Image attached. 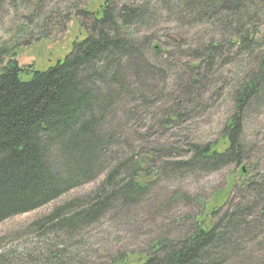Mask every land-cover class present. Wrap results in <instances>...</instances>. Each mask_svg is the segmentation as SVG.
Masks as SVG:
<instances>
[{
	"label": "trees",
	"instance_id": "1",
	"mask_svg": "<svg viewBox=\"0 0 264 264\" xmlns=\"http://www.w3.org/2000/svg\"><path fill=\"white\" fill-rule=\"evenodd\" d=\"M28 1L10 0L13 6ZM95 1L93 9L91 3L80 10L92 17L89 31L80 30L64 60L48 69L22 67L13 52L0 51V58L13 53L0 69V224L103 177L88 197L66 202L43 220L52 224L50 233H72L117 207L140 204L163 175L211 174L230 167L237 171L227 190L215 194L212 205L196 198L200 212L186 230L176 237L164 234L145 254H127L114 264H243L247 246L264 239V147L253 155L258 145L245 137L247 117L264 106V50L255 39L264 23V0ZM4 3L0 0V15ZM157 10L163 18L199 26L204 35L190 45L188 32L177 29L163 33L166 48L153 45L162 37L142 36L135 29L156 20ZM147 47L155 57L163 55V65L176 55L191 53L192 59L162 71L145 59ZM252 59L255 67L231 82L234 112L214 141L189 143L181 152L159 146L142 150L157 135L153 127L135 140L117 121L124 101L139 100L142 107L158 102L153 82L163 79V91L175 86L160 124L169 128L186 122L191 112L206 106L207 87L217 71ZM132 110L126 115L136 114L143 122V111ZM173 199L191 198L176 191Z\"/></svg>",
	"mask_w": 264,
	"mask_h": 264
},
{
	"label": "rangeland",
	"instance_id": "2",
	"mask_svg": "<svg viewBox=\"0 0 264 264\" xmlns=\"http://www.w3.org/2000/svg\"><path fill=\"white\" fill-rule=\"evenodd\" d=\"M120 5H136L144 0H114ZM157 0H153L156 2ZM95 0H29L13 6L5 0L4 12L0 15V51L7 49L15 54L20 66H33L41 71L57 62L63 61L71 51L73 42L78 38L80 30L91 27L92 17L80 10L95 4ZM91 7V6H90ZM156 12V20L143 24L135 29L140 35L153 33L156 39L153 45H163V33H176L177 29L187 31L188 43L196 44L204 35L199 26L183 25L177 18H168ZM260 32L255 36L259 48L264 50V23L260 24ZM182 27V28H181ZM81 28V29H80ZM201 31V32H200ZM166 48V47H165ZM145 59L163 71L168 66L180 67L182 63L191 61V53L183 58L176 55V60L163 65V55L154 56L150 47L143 49ZM0 58V69L8 62L12 54ZM181 59V60H180ZM255 67L254 59L244 61L243 66L229 65L217 71L207 96L206 106L197 108L189 114L186 122L172 123L165 128L160 122L168 115L172 106L171 93L163 91V79L153 82L154 98L158 101L142 107L139 100H128L118 108L117 121L124 132L144 133L148 128L157 132L156 137L149 139L142 150L152 147H172L181 152L189 143H208L219 137L228 118L234 112V101L228 93L233 80L239 75ZM176 70L169 73L171 81L176 79ZM234 83V82H232ZM228 84V86H227ZM224 90L218 92V89ZM148 98V97H147ZM161 101V102H160ZM143 111V122L139 123L136 114L126 115L133 107ZM144 108V109H143ZM254 111V110H253ZM246 119L245 137L253 144L254 150L264 147V106ZM165 116V117H164ZM125 133V134H128ZM153 141L154 143H150ZM187 144V145H185ZM177 151H173L176 157ZM261 153V151H260ZM237 171V170H236ZM235 170L226 168L211 174H189L185 176L163 175L152 191L140 204L130 208L117 207L100 222L78 228L72 233L58 231L50 233L51 223L43 220L51 215L57 207L77 198L88 197L103 180H98L74 189L62 198L35 211L10 218L0 224V264H114L127 254L143 255L149 245L164 234L170 237L180 235L193 222L192 218L199 214L200 206L195 199L208 201L210 205L215 194L227 190L229 179ZM235 177V176H234ZM176 191H185L190 201L173 199ZM39 226L42 228L39 229ZM243 264H264V239L250 243L242 252ZM56 255V257H55ZM229 264H239L230 262Z\"/></svg>",
	"mask_w": 264,
	"mask_h": 264
}]
</instances>
